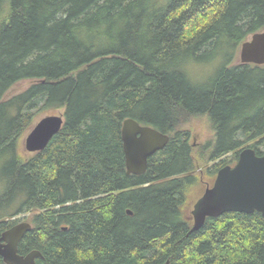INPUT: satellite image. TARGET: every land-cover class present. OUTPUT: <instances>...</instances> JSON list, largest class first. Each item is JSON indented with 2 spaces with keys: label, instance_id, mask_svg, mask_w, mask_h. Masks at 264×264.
<instances>
[{
  "label": "trees",
  "instance_id": "trees-1",
  "mask_svg": "<svg viewBox=\"0 0 264 264\" xmlns=\"http://www.w3.org/2000/svg\"><path fill=\"white\" fill-rule=\"evenodd\" d=\"M263 29L264 0H0V235L31 212L19 253L39 250L35 264H264L261 212L194 232L183 212L192 117L215 131L199 159L231 154L211 174L245 147L264 154V64L236 62ZM59 110L63 128L28 155L35 119ZM129 117L170 136L140 175L127 173Z\"/></svg>",
  "mask_w": 264,
  "mask_h": 264
},
{
  "label": "water",
  "instance_id": "water-1",
  "mask_svg": "<svg viewBox=\"0 0 264 264\" xmlns=\"http://www.w3.org/2000/svg\"><path fill=\"white\" fill-rule=\"evenodd\" d=\"M242 63L264 64V29L251 35L241 46ZM64 114L42 117L28 132L24 147L28 152L42 151L51 139L63 128ZM122 139L126 157L127 173L142 174L149 166V158L165 148L169 134L142 124L134 118H126L122 126ZM261 212L264 216V154L252 147L239 152L235 164L221 167L211 186L195 202L192 210L193 223L190 232L202 228L208 217H217L225 212ZM129 213L132 214L131 211ZM28 221H21L0 235V256L7 264H35L43 254L33 250L19 253V244L32 229ZM161 264H171L167 260Z\"/></svg>",
  "mask_w": 264,
  "mask_h": 264
},
{
  "label": "rangeland",
  "instance_id": "rangeland-1",
  "mask_svg": "<svg viewBox=\"0 0 264 264\" xmlns=\"http://www.w3.org/2000/svg\"><path fill=\"white\" fill-rule=\"evenodd\" d=\"M251 36H249L247 39H249ZM242 46V45H241ZM240 52H241V47L240 50L236 53V62H241L240 59ZM214 66L212 63H200L194 66V71L196 72V76L198 80H206L208 77L213 72ZM197 70V71H196ZM32 83L31 80H23L18 83H16L11 90L8 92L9 95L18 93L24 89H26L30 84ZM63 114V110H59L56 113H44L39 115L32 127L44 116L50 115V114ZM31 127V129H32ZM183 127L190 132V142L193 145V151H194V156L196 160V169L193 172L194 176L198 177V181H196V184L193 185L189 191H187V196L185 203L183 205V212L187 216V218L193 223V215H192V210L194 208L195 202L203 195L204 191L208 187V185H211L213 183V179L211 178L212 174L209 172V168L213 166V164L216 161H219L224 158H229L231 154H227L222 156L218 160H211V161H204L202 159H199V155L201 153L199 152L200 147L205 144H213L214 139H215V131L213 129L212 123L210 122V119L208 118L207 115H201V116H195L192 117L186 124L183 125ZM30 129V130H31ZM29 130V131H30ZM28 131V132H29ZM26 133V135L28 134ZM25 135V137H26ZM25 137L22 140V147H24V140ZM262 150H264V146L261 147ZM28 155L30 154L29 152H26ZM215 178V177H214ZM32 216V213H26L23 215H19L18 218L23 219L24 221H30V218ZM25 218V219H24Z\"/></svg>",
  "mask_w": 264,
  "mask_h": 264
},
{
  "label": "flooded vegetation",
  "instance_id": "flooded-vegetation-1",
  "mask_svg": "<svg viewBox=\"0 0 264 264\" xmlns=\"http://www.w3.org/2000/svg\"><path fill=\"white\" fill-rule=\"evenodd\" d=\"M232 165H233V164H232ZM216 175H217V174H212V176H211V178L213 179V182H214V180H215V178H216ZM214 177H215V178H214ZM212 184H213V183H212ZM212 184H211V185H212ZM211 185H208V186H211ZM21 221H24V220H21Z\"/></svg>",
  "mask_w": 264,
  "mask_h": 264
}]
</instances>
